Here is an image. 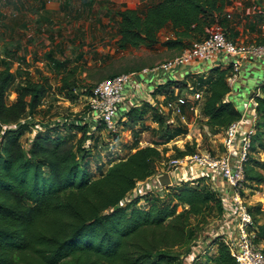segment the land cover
Segmentation results:
<instances>
[{"label": "trees", "instance_id": "trees-1", "mask_svg": "<svg viewBox=\"0 0 264 264\" xmlns=\"http://www.w3.org/2000/svg\"><path fill=\"white\" fill-rule=\"evenodd\" d=\"M229 5V0H158L141 11L118 10L116 51L153 50L160 45L181 52L191 42L206 38L214 25L224 31L230 22L225 14ZM168 26L173 38L160 42L159 35ZM258 42L264 45V38ZM4 59L0 60V264H182L181 256L199 236L190 227L191 220L197 219V225L203 227L222 213L220 200L208 185L202 180L184 182L166 188L163 195L147 194L121 205L135 184L151 177L167 159V150L159 146L177 137L180 130L160 136L153 146L130 148L124 157L113 158L105 170L104 165L98 167L99 176L94 177L89 171L90 152L96 148L94 135L102 124L58 120L36 126L33 117L51 92L48 77L38 74L36 80L20 81L13 90L15 99L10 101L15 78L11 58ZM61 67L57 63V69ZM230 70V66H215L200 78L205 94L202 116L210 130L224 131L241 117L240 108L228 98ZM78 73L77 66L64 70L58 81V91L71 102L77 99V91L83 89L87 98L92 92L90 86H80ZM184 87V82L169 81L153 96ZM254 98L257 119L251 150L264 152V74ZM151 113L160 132L177 129L147 102L125 110L118 123L130 129L143 124ZM36 127L39 131L23 148L21 139ZM194 152L186 144L169 156ZM258 168L264 169V161L249 156L244 183L251 190L264 184ZM256 234V242H263L264 225H257ZM212 245L215 253L203 264H236L222 242L215 239Z\"/></svg>", "mask_w": 264, "mask_h": 264}, {"label": "rangeland", "instance_id": "rangeland-1", "mask_svg": "<svg viewBox=\"0 0 264 264\" xmlns=\"http://www.w3.org/2000/svg\"><path fill=\"white\" fill-rule=\"evenodd\" d=\"M258 3L261 5V0ZM250 4L253 5L250 0H239V9L243 6L250 12ZM122 7L119 1L114 0H0V56L8 58V61L9 57L11 58L9 62H12L11 70L15 78L8 99L10 101L15 99L13 90L20 81L25 78L36 80L38 74L47 76L51 87V92L42 101L39 114L33 117L36 126L41 127L58 120L63 122L66 120L81 121L85 115L89 114V98L83 95V89L75 92L78 97L73 102L67 100L58 91V81L64 70H71L77 66L79 73L76 79L80 86L94 88L101 81L110 78L109 76L138 71L137 69H143L150 63L156 65V62L166 58L164 51H162L163 53L158 52L160 49L153 52L143 48L126 52L116 51L113 14ZM45 12H48V15H45ZM260 15L264 17V14ZM262 28L258 38L243 43L258 44V39L264 38V29ZM4 58L0 60L5 62L6 59ZM221 62L224 65L223 59ZM57 63H62L60 69H57ZM83 66L86 68L84 71L81 69ZM192 66L196 67V62ZM249 66L250 64H248ZM251 66L246 73L245 70L241 71L239 74L241 81L235 83L233 89L237 88V90L232 93L233 96L238 95L239 100L244 101V103L248 99L242 92H237L238 89L245 85L247 80L248 83L259 86L264 74V66L257 62H253ZM190 79L192 80V78ZM198 81L200 78L192 82ZM150 116L152 117L153 113L146 117L144 123L139 126L140 128L145 129L147 124L148 128L151 126L153 122ZM26 120L28 119L26 118ZM181 124L183 123L175 124L177 129L170 128L161 132L158 130L160 136L163 135L164 137L170 135L174 130L181 132L163 147L159 146L160 150H167L166 157L174 154L176 149L180 150V146L184 149L186 144L189 145V143H184L185 139L189 137V133H191L190 137L193 135L196 137V140L193 141V152L196 150L207 151L213 155L223 152L221 143L223 131L210 130L209 128L205 130L199 121H196L197 128L195 127V131L185 124L182 127ZM117 125L119 126L116 133H109L102 125H98L101 129L96 131L94 135L98 143L96 148L91 147L90 153L92 154L89 160V171L94 177L99 176L97 168L100 166L103 168V165L110 164V161L115 158L114 156L116 159L124 157V153L121 151L124 149L122 144L126 140L130 142L134 140L133 135L131 136L126 127H122L118 121ZM34 129H37L36 133L39 131L38 127ZM139 132L138 129L135 136L136 138L140 137L141 142L155 143L156 134L145 132L139 136ZM36 133L33 131L31 137L26 135L21 139L23 148L28 147V141ZM138 140L136 139L135 143H138ZM156 140H159V137ZM255 143L257 144V141ZM195 144H198V147H195ZM260 153L262 152L256 148L250 155V159L262 163ZM257 170L264 176V169L258 168ZM244 188L246 189L244 200L248 204L254 221L257 225H264V205L257 200L261 198L264 190L259 188L254 191L255 193L251 192L253 187H250L248 182L244 183ZM140 204L145 206L143 201ZM197 223V219H192L190 227L194 228L199 236H203L208 231V224L200 227ZM261 245L264 247V242H261ZM184 249L177 250V254L183 252ZM214 253V251H208L206 255L200 257L197 263L203 264L205 258Z\"/></svg>", "mask_w": 264, "mask_h": 264}, {"label": "built area", "instance_id": "built-area-1", "mask_svg": "<svg viewBox=\"0 0 264 264\" xmlns=\"http://www.w3.org/2000/svg\"><path fill=\"white\" fill-rule=\"evenodd\" d=\"M219 56L226 59L222 66L231 68L226 83L233 93L234 85L244 67L252 65L253 62L264 65V45L234 43L227 39L219 25H214L206 38L191 42L172 59L153 68H145L142 73L167 72L176 67L192 65L194 62H212ZM133 75L119 74L101 81L92 88L89 114L97 115L100 124L109 133L117 131V111L123 102L125 86ZM193 99H201V94H194ZM187 103V97L177 98L175 102H168L165 107L168 111L179 110ZM256 106L253 95L243 105L241 117L224 129L221 142L223 152L213 155L207 151L196 150L183 157L168 155L151 177L135 184L126 202L121 204L125 205L133 198L147 194L162 195L166 188L176 187L184 182L202 180L208 185L219 198L222 213L216 220L209 222L208 231L203 236H198L188 251L181 256L182 264H195L208 251L215 250L216 246L212 245L215 239L228 247L236 264H264V247L256 242L257 227L244 200V170L256 134ZM192 110L193 107L190 108V111ZM36 131L37 129H34V132ZM164 173L169 177V186L166 188L158 181V177ZM259 188L264 190V184ZM263 194L264 191L261 195ZM261 203L264 205V202Z\"/></svg>", "mask_w": 264, "mask_h": 264}, {"label": "crops", "instance_id": "crops-1", "mask_svg": "<svg viewBox=\"0 0 264 264\" xmlns=\"http://www.w3.org/2000/svg\"><path fill=\"white\" fill-rule=\"evenodd\" d=\"M114 1H119V3L122 4L123 7L120 10L137 9L141 11L144 9L145 6L155 3L158 0H114ZM244 1H248V0H244ZM250 1L251 3H253V5L250 4L251 6L250 12H248L247 8L246 9L243 8V6H241V8L239 9V0H229L230 5L225 9V14L227 18H229L230 22H229L228 27L225 28L224 34L227 37V39L231 40L234 43L239 44V43L247 42L249 40L258 38V36L261 35L260 29L262 28V25L264 23L263 22L264 17L261 16L260 14H264V0H261V5H259L258 3L259 0H250ZM45 15H48V12H45ZM113 15H114L115 24H116V20H117L116 15L115 14ZM262 29H264V27ZM115 34H116V31H115ZM168 38H173L170 26L166 27L165 29L161 31L159 35V41L162 42L164 40H167ZM116 40H117V37L115 38V41ZM155 50H159L158 52H161V53H163L162 51H164L166 54V58H163L159 60L158 62H156L157 63L156 65H153L152 63H150L145 68H153L159 65L161 62L163 63L167 60H170L180 53L179 51L168 50L165 47L160 46V45H157L153 50H147V51L153 52ZM221 59L223 58L219 56L217 59H215L212 62H196V67H193L192 65H188L184 67H176L167 72L156 71L153 73L143 74L142 70L145 68L140 69L138 71L129 72L134 75L130 79V82L126 85L124 89L123 102L121 106L118 108L116 120L118 121L124 118L123 115L125 114V110L127 111L133 106L139 107L142 102H147L148 104L155 107L160 114L161 113L164 114L166 123L171 125L170 127H177L175 124H178L181 122L185 124L188 128L190 127L193 128V131H195L197 128L196 121H199L203 124V128L205 130H208V128L204 124L205 119L202 116V107L205 101V94L203 93L204 86L203 84L200 85L201 83L200 81L196 83L192 81L195 79L198 80L199 78H204L208 74L209 69L215 66H221L222 65ZM225 61L226 59H223L224 63ZM129 73H126V74H129ZM190 78H192V80ZM169 81L184 82L186 83V87L182 88L181 90L174 89L172 90V93H167L165 94V96H162V95L153 96V92L158 87L165 85ZM255 90H252V91H249L248 93H243V94L249 100V98L254 95ZM196 93L201 94V99L199 100L193 99V95ZM184 97L188 98V103L185 106L180 107L179 110L174 109L172 111H168L166 109L165 105L168 102H175L177 98H184ZM228 98H230L231 101L234 102V104L238 106L240 109L243 107L244 104L248 102V100L246 103H244V101L242 100H239L240 97L238 95L233 96V94H230ZM191 107H193L194 110L190 111ZM26 118L27 117H25L24 119ZM82 120L90 124H93V126L97 124V122H99L98 116L95 114L85 115ZM183 124H181L182 127H184ZM140 125L141 124H138L137 126L132 127L130 129L126 128V130H129V133H131V136L133 135L134 140H132L131 142L129 140H126V142L122 144V146H124L123 147L124 149L123 150L121 149V151L124 153V155L127 154V152L130 151V148H133V147L143 148L146 146H153V143L148 144L146 142H141L140 137L136 138L135 133L137 132L138 129L140 131L138 133L139 136L145 132L156 134L154 138L155 139L154 142L156 141L158 137H160V133H158L159 127L156 123L154 122L151 123V126H149V128H148V124L145 125L146 126L145 129L140 128L139 127ZM148 129L149 131H147ZM190 135L191 133H189V137ZM27 136L29 137L30 135H27ZM194 136L195 135L191 136L190 138L189 137L186 138L184 143H189V145L192 147L194 144L193 141L196 140V137ZM136 139H139L138 143H135ZM30 141L31 139L28 142ZM163 146L164 145H161V147ZM195 147H198V144H195ZM180 148H183V147L180 146ZM132 151H134V149H132ZM251 154H253V152ZM260 155L262 156L261 158L262 161H264V152L260 153ZM114 157L116 158V156ZM109 166L110 165L105 164L103 170H105ZM257 200L260 202H264L262 198H259ZM255 205H258V204L255 203ZM215 250L213 251L215 252Z\"/></svg>", "mask_w": 264, "mask_h": 264}, {"label": "water", "instance_id": "water-1", "mask_svg": "<svg viewBox=\"0 0 264 264\" xmlns=\"http://www.w3.org/2000/svg\"><path fill=\"white\" fill-rule=\"evenodd\" d=\"M252 66L250 67H244L242 70H245V73L247 72L248 68H251ZM241 80L239 79L238 82H240ZM246 84L245 85H242L237 92H242V93H248L249 91H252V90H255L257 88V86H254L253 84L251 83H248V80L245 82ZM236 89H234V91H236ZM241 110V109H240ZM158 181L160 183L161 186L163 187H168L169 186V177L166 173L162 174L161 176L158 177Z\"/></svg>", "mask_w": 264, "mask_h": 264}, {"label": "bare ground", "instance_id": "bare-ground-1", "mask_svg": "<svg viewBox=\"0 0 264 264\" xmlns=\"http://www.w3.org/2000/svg\"><path fill=\"white\" fill-rule=\"evenodd\" d=\"M261 198L264 200V194H263V195H261Z\"/></svg>", "mask_w": 264, "mask_h": 264}, {"label": "clouds", "instance_id": "clouds-1", "mask_svg": "<svg viewBox=\"0 0 264 264\" xmlns=\"http://www.w3.org/2000/svg\"><path fill=\"white\" fill-rule=\"evenodd\" d=\"M232 94V93H231ZM255 94V93H254ZM242 109V108H241ZM36 133V132H35ZM30 135H32V134H30Z\"/></svg>", "mask_w": 264, "mask_h": 264}]
</instances>
